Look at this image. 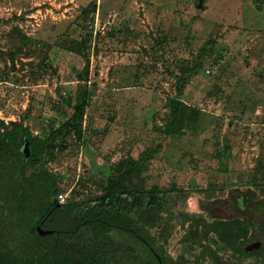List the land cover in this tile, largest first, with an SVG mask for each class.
I'll return each mask as SVG.
<instances>
[{
    "label": "rangeland",
    "instance_id": "rangeland-1",
    "mask_svg": "<svg viewBox=\"0 0 264 264\" xmlns=\"http://www.w3.org/2000/svg\"><path fill=\"white\" fill-rule=\"evenodd\" d=\"M86 34L87 68L68 49ZM178 77H188L181 94ZM84 92L83 139L46 163L62 176L60 194L97 196L109 171L159 145L131 182L161 190L159 203L131 216L174 259L263 264L184 214L260 224L250 202L264 201V0H0V119L45 137L46 119L62 122L72 113L64 100ZM170 99L195 116L183 135L165 133Z\"/></svg>",
    "mask_w": 264,
    "mask_h": 264
},
{
    "label": "trees",
    "instance_id": "trees-1",
    "mask_svg": "<svg viewBox=\"0 0 264 264\" xmlns=\"http://www.w3.org/2000/svg\"><path fill=\"white\" fill-rule=\"evenodd\" d=\"M94 10L95 5L91 11ZM90 38L91 36L86 34L80 41L71 40L68 46L70 51L85 57V68L89 66L86 50ZM194 70H191L190 76L194 75ZM187 80L188 77H178V82L181 83L178 94L182 93ZM88 99L86 92L76 96V101L65 99V105L72 113L66 115L59 124L53 119H46V127L49 126L50 130L45 137L33 135L29 126L21 122L7 124L0 119V264H196L167 255L162 245L131 216V212L159 203L158 193L161 190L155 187L137 188L131 184L132 175L158 152L159 145L140 153L128 171L119 172L125 164H118L116 171H109L105 176L106 185L101 194L89 198L70 192L71 198L75 200L74 204L69 201L57 207L55 203L50 202L60 195L58 182L62 176L50 171L46 163L65 149L68 138L72 137L77 142L83 139V122ZM170 103L172 111L165 125V133L183 135L186 129H190L188 126L193 124L195 116L190 113V106L180 100L170 99ZM25 142L29 148L26 161L21 151ZM223 151L222 153H230L228 143L224 145ZM216 155L220 156L221 151H217ZM85 200L87 204L84 203ZM249 202V197L243 196L237 201L240 214H247L242 208L247 207ZM250 204L256 207L260 224L252 223L249 216L244 219L207 222L200 216L186 213L184 220L189 221L190 226L199 229L203 235L213 233L217 241L225 247H232L241 257L263 256L264 264V248L246 252L243 247L249 242V239H246L249 228H254L259 233L254 238L264 241V201H252ZM75 207L82 211L73 213ZM49 210L50 213L41 224L56 228L60 235L70 237L83 228L82 236L78 239H87V228L85 229L84 225L91 223V244L87 247L45 244L35 226L40 224ZM75 226L77 230H74ZM54 235H48L47 238H53ZM238 241L240 242L236 245ZM78 248H82L80 258L77 257Z\"/></svg>",
    "mask_w": 264,
    "mask_h": 264
},
{
    "label": "flooded vegetation",
    "instance_id": "flooded-vegetation-1",
    "mask_svg": "<svg viewBox=\"0 0 264 264\" xmlns=\"http://www.w3.org/2000/svg\"><path fill=\"white\" fill-rule=\"evenodd\" d=\"M35 195H40L41 193H33ZM68 199H71V200H68ZM74 204L75 203V200H73L71 198V194H68L66 195L65 197L62 198V200L59 198V195L57 196L56 199H51V203H55V205L57 207H59L60 205L62 204H66L67 202H69ZM77 202V200H76ZM78 203V202H77ZM85 204H87V200H85L84 202ZM240 208V207H239ZM30 210H37V208H30ZM242 210H245V208H242ZM82 211V209H80L79 207H75L74 210H73V213H77ZM50 213V210L47 212V214L43 217V219L41 220L40 224L36 225L35 226V230L36 232L39 234V236L44 239V243L47 244V245H67V246H72V247H76V246H79V247H87V245L89 246L91 244V239H92V234H93V225L91 223H86L84 226V228L86 229L87 228V231L85 233V238L87 239H78V237L82 236V231H83V228H80L79 231L73 235V236H65V235H60L59 231L56 229V228H50V227H45L43 226V224H41L43 222V220H45L47 218V215ZM40 228L41 231H50L49 233L47 234H40L38 229L37 228ZM77 226L74 227V230H77ZM67 232H69V230H66ZM53 238H47L48 235H53ZM257 241H260L261 242V246L259 249H254V250H262L264 247H263V240L260 239V238H251L249 239V242L246 243L244 245V249L246 246L248 245H251L252 243L254 242H257ZM120 243H122V240L120 241ZM252 250V251H254ZM86 251H89V250H86ZM76 252L79 253V256H77L78 258L81 257V253H82V248H78L76 249ZM251 252V251H249ZM87 253V252H86Z\"/></svg>",
    "mask_w": 264,
    "mask_h": 264
},
{
    "label": "water",
    "instance_id": "water-1",
    "mask_svg": "<svg viewBox=\"0 0 264 264\" xmlns=\"http://www.w3.org/2000/svg\"><path fill=\"white\" fill-rule=\"evenodd\" d=\"M202 1L203 0H198V7L199 8H202ZM21 151L23 153V159H24V161H26L28 158V155H29V148H28L27 142L24 143V145L21 148ZM37 229H38L40 234H47L50 232V231H41V229L39 227ZM260 246H261V242L257 241V242L252 243L251 245L246 246L244 250L246 252H249V251H252L254 249H259Z\"/></svg>",
    "mask_w": 264,
    "mask_h": 264
},
{
    "label": "built area",
    "instance_id": "built-area-1",
    "mask_svg": "<svg viewBox=\"0 0 264 264\" xmlns=\"http://www.w3.org/2000/svg\"><path fill=\"white\" fill-rule=\"evenodd\" d=\"M63 197H65L64 194H60V195H59V198H60L61 200H62Z\"/></svg>",
    "mask_w": 264,
    "mask_h": 264
}]
</instances>
